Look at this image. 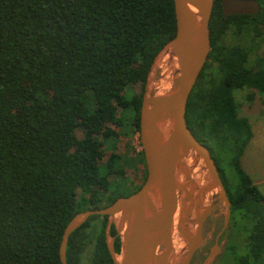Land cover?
Segmentation results:
<instances>
[{"label": "trees", "instance_id": "1", "mask_svg": "<svg viewBox=\"0 0 264 264\" xmlns=\"http://www.w3.org/2000/svg\"><path fill=\"white\" fill-rule=\"evenodd\" d=\"M256 1L257 15L225 18L214 0L210 51L185 113L215 155L227 230L242 240L237 256L227 243L232 264H264V196L242 165L253 132L234 96L264 97V0ZM229 33L236 43L225 42ZM174 34L172 0H0V264H61L63 229L75 214L140 188L126 171L143 169L144 181L142 151L117 146L139 133L150 66ZM136 85L141 92L126 96ZM106 220L92 216L70 235L67 264H113Z\"/></svg>", "mask_w": 264, "mask_h": 264}, {"label": "water", "instance_id": "2", "mask_svg": "<svg viewBox=\"0 0 264 264\" xmlns=\"http://www.w3.org/2000/svg\"><path fill=\"white\" fill-rule=\"evenodd\" d=\"M172 1L175 34L154 57L141 96L139 143L145 180L128 196L75 214L63 229L61 264H67L70 235L92 216L107 217L105 245L113 264H191L204 246L205 222L222 206V228L201 264L216 260L218 239L230 220V202L208 148L192 134L185 117L189 94L210 51L214 0ZM220 6L225 18L259 12L256 0H221ZM158 70L166 87L155 92L151 83ZM111 227L119 238L118 252ZM174 235L182 244L179 249Z\"/></svg>", "mask_w": 264, "mask_h": 264}, {"label": "rangeland", "instance_id": "3", "mask_svg": "<svg viewBox=\"0 0 264 264\" xmlns=\"http://www.w3.org/2000/svg\"><path fill=\"white\" fill-rule=\"evenodd\" d=\"M224 40L228 44H232L235 41L233 40V36L230 33L224 38ZM236 42L237 41H235V43ZM161 80V71L158 70L154 74L151 83L155 85V89H153V91L157 92L158 90L166 87L165 83H163ZM140 92L141 88L139 85L128 87L125 90V94L128 97H131L133 94H139ZM247 93V90H237L234 93L237 102H239L241 105L240 115L249 119L253 132V138L245 150V154L242 159V165L245 172L248 173L251 180L258 186L259 190L264 196V97L256 94L254 101L249 103L246 101L245 97ZM80 135V132H77V136L80 137ZM139 150H141V146L139 143L138 134L132 137L120 138V143L117 146V152H120L121 154L125 153L130 156L132 153ZM104 153V156L106 157L110 154V151L106 150ZM212 155L215 158L213 153ZM126 177L131 182H133L134 185H137L143 178V169H139L136 174L134 171L128 170L126 171ZM120 193L124 194L125 190H120ZM222 211V206L216 208L213 214L205 222L203 226L204 246L194 255L191 264H201L209 249L214 245L216 235L222 228ZM236 237V229L231 231L226 229L221 234L217 243V257L214 264H232V258H229L231 257L229 255L230 252L228 253L227 251L225 255V248L228 242V246H234V251L232 253L234 256L240 255L244 252V247L238 246L242 245V240L237 239Z\"/></svg>", "mask_w": 264, "mask_h": 264}, {"label": "flooded vegetation", "instance_id": "4", "mask_svg": "<svg viewBox=\"0 0 264 264\" xmlns=\"http://www.w3.org/2000/svg\"><path fill=\"white\" fill-rule=\"evenodd\" d=\"M138 138H139V133H138ZM200 141V140H199ZM201 143H203L202 141H200ZM204 144V143H203ZM205 145V144H204ZM206 146V145H205ZM207 147V146H206ZM208 148V147H207ZM209 150V149H208ZM209 153H210V155L212 156V154H211V152H210V150H209ZM212 158H213V156H212ZM213 160H214V158H213ZM214 162H215V160H214ZM215 165H216V167H217V164H216V162H215ZM217 170H218V167H217ZM146 177V176H145ZM145 180V179H144ZM144 182V181H143ZM143 182L141 183V182H139L138 184H137V186H140L141 187V185L143 184ZM106 227V226H105ZM104 236H105V230H104ZM113 237H115V239H114V246H115V241H116V239H118V241H119V238L116 236V233L113 235ZM119 247H120V242H119Z\"/></svg>", "mask_w": 264, "mask_h": 264}, {"label": "bare ground", "instance_id": "5", "mask_svg": "<svg viewBox=\"0 0 264 264\" xmlns=\"http://www.w3.org/2000/svg\"><path fill=\"white\" fill-rule=\"evenodd\" d=\"M200 176V175H199ZM199 178V177H198ZM174 244H175V247L177 248V249H179L180 247H181V243L179 242V239L177 238V237H175V235H174Z\"/></svg>", "mask_w": 264, "mask_h": 264}]
</instances>
